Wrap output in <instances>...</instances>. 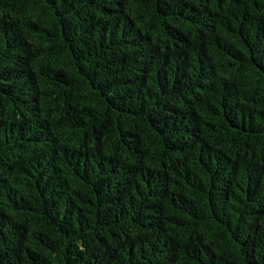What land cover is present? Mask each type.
Listing matches in <instances>:
<instances>
[{
	"label": "trees",
	"instance_id": "16d2710c",
	"mask_svg": "<svg viewBox=\"0 0 264 264\" xmlns=\"http://www.w3.org/2000/svg\"><path fill=\"white\" fill-rule=\"evenodd\" d=\"M0 264H264V0H0Z\"/></svg>",
	"mask_w": 264,
	"mask_h": 264
}]
</instances>
